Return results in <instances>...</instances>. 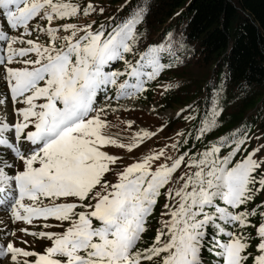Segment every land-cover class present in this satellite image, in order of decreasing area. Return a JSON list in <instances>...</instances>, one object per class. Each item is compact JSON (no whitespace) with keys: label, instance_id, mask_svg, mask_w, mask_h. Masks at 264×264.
I'll return each mask as SVG.
<instances>
[{"label":"snow or ice","instance_id":"1","mask_svg":"<svg viewBox=\"0 0 264 264\" xmlns=\"http://www.w3.org/2000/svg\"><path fill=\"white\" fill-rule=\"evenodd\" d=\"M97 11L103 14L104 9L91 3L81 9L71 0H0V68L8 88L6 95H0V106L9 98L13 105H24L14 110L13 123L0 118V206H6L14 222L55 220L57 227L68 225L63 232L21 229L47 239L51 246L39 254L11 242L0 244V264H157L158 257V264H203L205 248L222 264H247L249 259L264 264V224L258 227L256 255L248 253L251 238L232 230L253 226L249 218L254 213L237 210L264 191V171L255 175L264 166V159H255L259 149L232 163L246 136L222 138L196 155L165 157L171 163L154 171L152 163L165 155L164 150L122 170L113 167L122 158L106 148L132 152L155 133L138 132L132 143L120 142L106 131L107 108L97 105L98 95L108 86L118 89L117 100L141 94L148 81L174 66L162 62V54L175 53L170 44H161L149 46L134 64L126 59L136 55L140 42L142 7L95 30L92 24L53 27L54 21ZM37 18L46 23L30 27ZM34 33L36 40L30 38ZM40 35L47 38L45 43L38 42ZM117 61L124 62V71H106ZM121 76L126 79L118 83ZM220 114L217 105L203 120L197 140L217 126ZM226 147L231 151L221 156ZM186 158V167L194 171L185 172L179 177L183 184L166 193L176 201L165 204L170 209L162 214L170 216L163 222L167 231L158 230L150 247L138 248L161 189ZM109 172H115V183L104 179ZM164 236L168 239L162 242Z\"/></svg>","mask_w":264,"mask_h":264},{"label":"trees","instance_id":"2","mask_svg":"<svg viewBox=\"0 0 264 264\" xmlns=\"http://www.w3.org/2000/svg\"><path fill=\"white\" fill-rule=\"evenodd\" d=\"M88 1L95 0H71L79 4L81 9L88 4ZM127 2H124L127 5L120 9L119 13L113 12L114 14L111 13L110 16L97 11L88 17L80 15L78 18H84L81 26L92 24L95 30L100 24L110 25L120 22L134 9L142 7L145 9V16L143 23L138 27L140 40L152 35L161 40L164 39L165 32L177 29V37L175 35L171 37L170 42L181 43L182 48L188 50L190 54L187 58L184 57L182 50L180 57L176 54L179 62L169 68V77L171 80L181 79L185 83L178 82L182 92L176 89L172 94L163 96V108L165 110L174 108V105H185L183 103L190 102L195 96L203 97L202 105L188 104L189 106L168 124L169 129L176 124H189V129L179 143L180 155L185 152L196 155L206 150V146L233 135L247 137V142L233 159V165L255 150L252 147L254 138L264 133V0H128ZM119 3L121 1H117V4ZM91 4L97 10L100 9L101 5L93 2ZM38 19L32 24H37ZM5 30H7L6 25ZM10 34L20 35L15 31ZM46 39L43 38L42 42H38L45 43ZM120 66L121 63L116 68L119 69ZM106 70L111 71V66ZM187 79L192 82L188 84ZM107 89L101 93H108ZM217 105L221 110L217 126L197 140L203 120L211 117L212 109ZM198 108L202 109L200 122L191 124L190 122L196 117L192 118L190 115ZM230 151L231 149L226 147L220 155L225 156ZM257 157L259 152L255 159ZM185 163H188L187 158ZM261 171H264V166L255 175L259 176ZM164 190L161 189L154 211L148 217L147 231L138 244L140 249L150 247L158 230L163 228L165 217L160 216V213L166 197ZM237 211L254 213L249 218L253 226L245 229L236 226L232 230L251 238L248 253L256 255L259 243L258 227L264 224V191L259 192L253 201L241 206ZM211 231L209 229L210 233ZM201 255L203 264H222L220 258L210 253L207 248L202 250ZM159 260V257L156 258L157 264ZM144 264H153V262L145 261ZM247 264H252L251 259Z\"/></svg>","mask_w":264,"mask_h":264},{"label":"rangeland","instance_id":"3","mask_svg":"<svg viewBox=\"0 0 264 264\" xmlns=\"http://www.w3.org/2000/svg\"><path fill=\"white\" fill-rule=\"evenodd\" d=\"M117 1H121V3L117 4ZM128 0H95V1H88L89 3H95L96 5H101L100 8L104 9V13L110 16L115 12L119 13L120 9H123L126 5ZM127 2V3H124ZM87 4V2H86ZM114 12V13H113ZM112 13V14H111ZM37 23H41L42 25L46 22L41 21L38 19ZM65 23H75L81 26L84 23V18H72L70 20L64 21H54L53 27L65 24ZM35 25L32 24L31 27ZM177 29L169 30L165 32L164 39L158 40L157 36H148L145 39L140 40L138 48L136 49V55L133 56L128 54L126 59L132 62L133 64L139 59V54L147 50L149 46L153 45H161V44H170L172 47L175 56L169 55L167 53L162 54V62L169 63L174 62L178 63L179 58L176 54H179L181 50L184 53V57L187 58L189 51L184 50L182 48V44H178L176 41L170 42L171 37L175 35L177 37ZM162 33V32H161ZM67 33L61 32L60 35H66ZM36 36V38H35ZM31 39L36 40L37 34L34 33ZM46 38L43 35H40L39 41L41 39ZM46 41V40H45ZM42 42V41H41ZM44 43V42H43ZM34 58V57H33ZM178 58V59H177ZM121 63L119 69H117L118 64ZM14 67H19L20 65H13ZM117 67V68H116ZM126 65L124 62L119 61L113 65H111V71H124ZM117 69V70H116ZM108 71V70H106ZM126 77L121 76L118 80V83H123ZM134 82V81H129ZM178 82L185 81L178 79H170L169 77V68L165 69L159 77H157L153 81H148L146 83V91L142 92L141 94L136 95L132 98L120 99L117 100V92L118 89L113 86H109L108 93H100L97 98V105L98 106H105L107 108L106 113V120L109 122V128L106 130L109 134L116 137L120 142L129 144L132 143V138L135 136L136 133L142 131H149L155 133L150 139H145L138 147H135L132 152H128L126 149H120L117 147H108L105 149L109 154L116 155L121 157L122 159L118 162L116 166H113L116 171L122 170L127 166H130L133 163L142 161L146 155L154 154L159 152L160 150H164L165 155L160 158L158 161H154L152 163V170H156L161 164H170L171 161L165 159V157H172L178 158L180 156V147L179 143L181 138L186 134V130L189 129V124H176L173 128L169 129L168 125L173 119H175L183 110H185L189 105L198 103V105H202L203 97L202 96H195L191 98L190 102L183 103L185 105H174V108L165 109L163 108V96L167 94H172L178 89L182 92L181 86L178 85ZM190 84L189 79L186 81ZM114 91V92H113ZM8 93L7 85L3 79V69L0 68V95H6ZM110 97V99H108ZM187 105V106H186ZM173 106V105H172ZM23 104H16L13 105L11 99L9 98L6 105L0 106V118H6L9 123L14 122V110L16 108H23ZM201 108H198L194 111L190 116L193 118L196 117L195 120L191 121V124L195 122H200L201 119ZM189 116V117H190ZM129 123L131 127H129ZM31 130V129H29ZM180 133H184L183 136L179 135ZM173 144H177V148H172ZM25 147H27L25 145ZM252 147L254 149H259V157L257 160L264 159V133L258 134L254 140ZM186 163L180 167V169L173 175L172 180L169 184L164 187V194L172 189H178L182 184L183 181L179 179V176L183 175L185 172L194 171V169H190L186 167ZM22 164L20 168L22 170ZM11 172V170H9ZM104 179L106 181L115 183L117 177L115 172H109L105 175ZM99 191V187L96 189ZM48 201H45L47 203ZM63 202V201H61ZM72 202V201H68ZM94 203V201H93ZM175 200H169L167 196L164 199L162 213H166L170 211L169 208H165V204H175ZM80 209H77L79 211ZM165 217V221L170 219L168 215H162ZM48 223L52 225V227L44 228L43 224ZM59 222L55 220H35L32 225L25 224L23 222H14L11 219L10 212L7 210L6 206H0V244L6 245L7 243L11 242L16 247L28 250V251H35L36 253L43 254L47 247L51 246V242L47 239H39L37 237H33L31 235H26L21 229H27L29 232H63L65 228L68 226L66 223L64 227H57L56 225ZM167 231L166 229H163ZM15 231V236L7 235V233ZM168 239L167 236L162 237V242ZM26 241V243H25ZM21 260L25 258H20ZM28 260L32 261L35 257L27 258Z\"/></svg>","mask_w":264,"mask_h":264}]
</instances>
